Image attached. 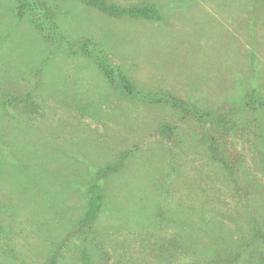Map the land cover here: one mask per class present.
Segmentation results:
<instances>
[{
  "label": "rangeland",
  "instance_id": "rangeland-1",
  "mask_svg": "<svg viewBox=\"0 0 264 264\" xmlns=\"http://www.w3.org/2000/svg\"><path fill=\"white\" fill-rule=\"evenodd\" d=\"M18 1L0 0V264H264V0H104L156 19Z\"/></svg>",
  "mask_w": 264,
  "mask_h": 264
},
{
  "label": "trees",
  "instance_id": "trees-1",
  "mask_svg": "<svg viewBox=\"0 0 264 264\" xmlns=\"http://www.w3.org/2000/svg\"><path fill=\"white\" fill-rule=\"evenodd\" d=\"M19 1H20L19 6H17V9H16L18 13L22 14L26 11L32 10L31 8H28L30 6L25 3L26 0H19ZM82 1L89 5L96 6L97 8H99L100 10L108 14L115 15L118 17L128 16V17H134V18L139 17V18H144V19H156V17L158 16V13L153 6H141V7H133L130 9H120L115 6L107 5V3L104 0H82ZM43 18H44V22L48 21L50 25H52V22L55 23L54 15L52 14L51 10L47 11V13H44ZM57 27H58L57 25H54L53 29L57 30ZM84 43L85 44H82L81 48H87L88 47L87 44H89L90 42L85 41ZM99 66L101 67L105 77L111 84L115 83L120 88V90L128 97L134 95L133 92L131 91L130 83L122 74L117 73L115 70L113 71L108 66L107 67L104 66L102 62H100ZM261 104L263 105L264 103H261ZM202 117H210V114L205 113L202 115ZM160 131L162 134L166 135L170 133V128L168 126H163V128ZM212 148L213 147L211 145L210 150ZM212 152H213L211 155L212 159L217 160L219 163L222 164V166H224L225 168H228V166L223 161V159L217 157L216 149L213 148ZM89 191L91 195L89 206L86 211L85 217L81 223L82 227L84 226L87 228L91 227V222L94 220L96 213L98 211V208L102 201V197L100 193L98 192L96 186L92 185ZM47 264H56V257H50Z\"/></svg>",
  "mask_w": 264,
  "mask_h": 264
}]
</instances>
